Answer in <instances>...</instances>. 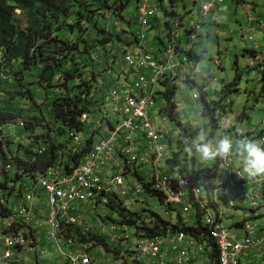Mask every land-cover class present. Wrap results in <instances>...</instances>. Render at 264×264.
Here are the masks:
<instances>
[{"label": "built area", "instance_id": "obj_1", "mask_svg": "<svg viewBox=\"0 0 264 264\" xmlns=\"http://www.w3.org/2000/svg\"><path fill=\"white\" fill-rule=\"evenodd\" d=\"M132 1L136 3L140 25L138 41L116 59L114 66L101 62L96 72L100 103L90 113L82 114L85 130L73 136V153L85 149L90 137L95 139L92 149L84 161L70 171L63 167L50 168L14 200L11 214L0 219V264H28L29 259H24L23 254L43 230L64 258V264H92L100 245L96 240L84 242L67 238L63 231L67 226L78 227L105 241L109 237V248L118 249L122 254L121 248L126 247L141 264H164L167 256L176 250L185 257L176 259L179 264L197 261V254L209 259L210 243L217 250L218 264H245L247 255L248 260L264 262V176L249 177L244 172V157L237 147L233 146L226 157L218 156L222 163L217 174L206 182L187 179L180 176L179 166L163 164L169 159V148L164 144L167 132L159 125L167 121L166 116L158 113L157 98L162 91L159 80L167 78L176 85L188 82L198 89L193 82L191 84L196 68L188 74L183 66L185 59L177 56L175 43L179 26L175 24L174 30L169 32L170 46L164 45L162 51L159 48L157 51L154 42L151 45L146 36L148 19L157 10L147 0ZM223 2L195 0L194 6L200 19L205 20L210 13L219 10ZM252 20L249 17V21ZM190 36L196 38V31ZM258 77L264 78V61L258 66ZM192 98L197 100L198 96L193 94ZM153 115L159 117V124ZM226 120L223 115L220 128L229 129ZM18 125L24 124L19 121ZM256 143L264 147V130ZM124 158L148 166L140 169L145 172L140 173V179L124 177L116 170ZM232 160L240 166L231 167ZM223 167L225 171L220 176ZM6 169L11 166L7 165ZM149 190L160 195L164 205L177 208L186 223H191L187 219L191 213L199 211L207 226L205 237L210 243L198 242L183 232L155 238L124 237L123 226L104 220L88 209L91 204L104 205L105 195L124 196L125 201H136L138 205L145 201L148 205L157 204L158 198ZM37 195L45 201L42 205L46 211L41 204H35ZM236 208L248 209V217L238 220L237 228L226 226L225 221ZM130 239L132 243H126ZM37 254L40 257L46 252L37 249Z\"/></svg>", "mask_w": 264, "mask_h": 264}, {"label": "trees", "instance_id": "obj_2", "mask_svg": "<svg viewBox=\"0 0 264 264\" xmlns=\"http://www.w3.org/2000/svg\"><path fill=\"white\" fill-rule=\"evenodd\" d=\"M168 1L171 5H174L176 1L181 0ZM130 3L135 8L136 3L132 0H0V73L4 71L7 74L6 78L10 82L8 86L16 90L17 94H12L10 100L16 102L19 100V104H16L17 107L14 104L10 107V103L0 106V173L5 174L3 181H0V219L11 214L14 200L21 195L23 190L33 185L37 178L45 175L50 168L63 167L65 170L70 171L84 161L83 158L92 149L95 139L90 137L86 141L87 147L85 149L76 153L72 152L73 136L85 130L84 124L81 122L82 114L90 113L100 103L96 74L100 62L105 61V64L114 66L116 59L121 55H125L128 48L134 45L139 38V33L136 36L131 35L125 38H122L120 34L112 35L106 27H101L97 20L111 17L123 20V13ZM17 10L27 16V26L24 29L21 28L18 16L15 13ZM162 11L167 18V21L163 23V28L168 38L169 32L173 31L175 24H177L178 29L181 27L185 32L186 41H188L190 35L195 31L197 34V31L205 22V20L200 19L194 5L185 13V16L190 18L196 14L197 22L193 26L184 25V18L178 16L174 11L168 12L165 9H162ZM155 14L147 22V33L152 29L151 23L155 20ZM208 16L214 17L212 13ZM134 17L139 24L136 18V8ZM87 28H90V32L94 33L95 38L91 40L83 38L81 30ZM154 38L161 42L159 37L154 36ZM178 40L179 38L175 43L177 53ZM153 42L155 44V41ZM124 45L128 46L124 47ZM258 61L259 64L262 62V60ZM32 65H40L38 85L43 88H53L59 94L49 104L45 101L40 105L35 103L33 108L37 109L40 115L30 118L33 123L22 121L24 125L19 127L27 130L30 135V141L25 144L22 140L13 139L12 130L8 140L5 134V131L9 130L7 127L18 126V121H21L18 119L23 116L20 114L24 111V103L21 104L23 100L27 98L33 100L30 90L20 84L21 78H18V83L12 82L15 77H11L10 72L12 70L22 76V72L30 69ZM192 82L193 80L191 84ZM159 84L162 91L158 97L159 99L157 98L160 101L159 104L157 102V106L162 107L158 110V113L166 116L167 121L176 123L175 95L177 85L167 78L160 79ZM237 84L238 79L229 85L228 89L236 87ZM8 86L0 78V102L4 96L5 87ZM22 87L25 91L21 90ZM200 99L203 106L202 113L211 117L215 129H220V119L223 115H227L225 94L222 93L218 100L210 103L206 102L202 95H200ZM47 105L49 107V119L41 114L42 107ZM177 125L180 131L185 133L187 144L191 151L195 153L196 148L193 142L196 141V137L192 135L189 138V135H186L187 131L182 129L179 124ZM36 130L47 131L48 135L54 138L55 141L47 140L45 137L35 134L32 136ZM261 134L262 132L257 137H260ZM179 140L183 141L182 136ZM164 144L169 148V159L164 160L163 164L171 165L173 161L180 164L179 156L172 152V143L168 138L164 141ZM217 163L212 168L200 170H195V166L189 167L188 162L182 163L179 166L180 176L201 182L209 181L217 174ZM7 165H10L11 169L7 170ZM142 165L124 158L120 161L116 170H120L124 177L135 176L140 179V169L148 167ZM11 171L14 173L13 177L9 176ZM149 192L154 193L151 190ZM154 195L158 198L157 204L163 203L160 195L156 193ZM105 197V207L116 211L121 218L119 222L115 220L113 222L119 223L124 228L129 226L130 237L134 234L136 238H155L183 232L196 238L198 242L210 243L205 237L207 226L199 211H196L191 223H186L182 219L179 210L171 205H165L168 214L162 216L157 212L156 205H151L150 208L144 207L148 205L146 201L142 211L140 209L134 210L132 207L125 205L126 198L124 196L105 195ZM133 204L136 203L133 202ZM97 205L99 204L95 203V206ZM172 212L176 213V218L172 217ZM174 219H177L176 222H173ZM126 230L127 228H125ZM63 231L67 238L72 237L84 242L96 240L97 245H105V249L110 251L104 238L89 233L86 234L75 226L64 227ZM36 244L37 241L33 243V246ZM117 251L120 250L117 249ZM121 257L124 259L123 256ZM209 257L211 264H218L217 250L212 243H210ZM96 259L97 256L93 260ZM121 264H141V262L135 258L131 260V263L123 260Z\"/></svg>", "mask_w": 264, "mask_h": 264}, {"label": "rangeland", "instance_id": "obj_3", "mask_svg": "<svg viewBox=\"0 0 264 264\" xmlns=\"http://www.w3.org/2000/svg\"><path fill=\"white\" fill-rule=\"evenodd\" d=\"M147 1L149 5L157 10L154 16L155 20L151 23L152 29L147 33L148 38L153 36L160 38L161 42L154 38L157 51L158 48L162 51L164 45L170 46V41L163 28V23L167 21V18L163 15L162 9H165L168 12L174 11L178 16L184 18L183 23L186 26H193L197 22L196 14H194V17L192 18L185 16V13L192 7V0L176 1L174 5H171L168 0ZM220 7V11H214V13H216L214 17L209 16L205 19V22H203L202 26L197 31L196 38H191L190 36L188 41H186L187 36L185 35V32L181 27V30L178 29L179 40L177 41V45H179V48L177 56H182L185 59L183 66L189 72L194 67L196 68V73L192 76V80L198 89L192 88L187 83H181L177 87L175 95V104L177 106L176 123L173 121H166L164 124H159V117L153 115V117L157 119V124L161 125V128L167 131L166 140L168 138L172 143V152L178 154L180 164L188 162L189 167L195 166V170L212 168L216 165L219 158L217 156L215 159L207 160L204 159L199 152L195 151V153H193L187 144V137L184 136L185 133L180 131L177 124L187 131L186 135H189V138L193 135L196 137L197 142L211 143L213 146H216L224 137L231 139L233 146L235 147H237L239 141L245 138L257 142L259 140V137H257L258 133L263 129L260 123L264 120V78L258 77L257 65L259 64V61L254 59L251 54L246 52V50H255L253 49V43L256 41L261 46L260 49L262 50L258 58L264 60V30H257L253 26V22L249 21V17H255L258 21H264V0H243L242 2L236 0H224ZM15 13L18 16L21 28H26L27 16L19 10ZM134 14L135 8L133 7V4L130 3L123 13V20L111 17L97 21L101 27H106L112 35L120 34L122 38H125L126 36L130 37L131 35L136 36L140 31V26L134 19ZM149 21L150 19H148V22ZM214 22L218 24L217 28L214 26ZM216 30H218V35L214 34V31ZM81 31L83 32L82 35L85 40L95 38L94 33L90 32V28ZM121 31L124 32L122 33ZM224 31L231 34L228 37H224ZM247 36H251L253 39L248 42V48L246 43L242 40V37ZM188 51L191 54L187 53ZM39 71L40 65H32L30 69L22 72V76L20 73H15L12 70L10 72V76L15 77V80L12 82L18 83V80L21 78L20 84L29 89L33 97V100L27 98L21 103H24V111L21 113L19 112L23 116L18 120L25 123L26 121L33 123L30 118L40 115L38 114L37 109L33 108L35 103L40 105L45 101L49 104L59 94V92L55 91L53 88H43L38 85ZM6 75L7 74L3 71L0 73V78L2 79V82L8 86L10 82H8ZM236 79H238L237 86L228 89V86L233 84ZM24 87H22V91H25ZM222 93L225 94V104L227 105L228 113L229 110L232 109V113L236 116H239L244 112L246 114L245 119L242 122L240 121L242 124L241 127L239 126L240 122L235 121V129L238 133H236L233 128L215 129L212 125L211 117L205 116L202 113L203 106L200 95L204 97L206 102L210 103L218 100ZM12 94L16 95V90H14L13 87H5L4 96L2 97L0 106H5L8 103H10V107L12 104L18 105L19 100L17 102L15 100H10ZM193 94L198 95V100L192 98ZM14 98L16 99V96ZM157 102L158 104L160 103L159 100H157ZM48 111V105L42 107L41 114L45 115L47 119H49ZM7 128L9 129V132L5 131L7 140L9 139L8 137L9 134L11 135L12 130L14 140H22L25 144L30 141L29 132L24 128L19 127V125H12ZM197 131L199 132L196 134ZM202 131L206 133V135L204 141H199V134ZM247 132H249L248 136H246ZM34 134L43 138L45 137L47 140L55 141L54 138L48 135L47 131L36 130L32 136H34ZM180 136H182V142L179 140ZM143 142L146 143V141ZM182 149L183 151L181 152ZM232 162L233 163H231L230 166H240L236 160H232ZM221 163V161L217 163L218 168ZM180 164L176 161L171 162L172 166H181ZM224 169V167L221 168L220 176L223 175L225 171ZM13 174L14 173L11 171L9 176L13 177ZM4 177L5 174L0 173V181H3ZM133 202L136 204H133ZM43 203H45V201H42V197L37 195L35 204L40 206V204L42 205ZM150 204L154 206L156 205L157 212L162 216L167 215L165 205L153 204V202H150ZM125 205L132 207L134 210H144V207H152L151 205L144 206L145 203L138 205V202L136 201H125ZM42 209L46 211L44 205H42ZM88 209L90 213L98 214L104 220L108 219L107 221L115 220L118 222L121 220L116 211L105 207L103 204L97 206L90 205L88 206ZM262 213H264V211ZM171 214L173 218H176V213L172 212ZM231 214L236 219L246 218L248 217V209L244 211L232 210ZM193 218V213L187 217L190 221H192ZM176 220L177 219H174L173 222H176ZM225 225L229 226L228 220L225 222ZM125 228H127V236H130L129 226H125ZM36 238L37 244L34 246L33 244H29V246H27L28 248L23 254L24 259H35L37 247L39 250H44L46 252V255L39 257L40 264H64V258L61 257L58 250L54 248L52 241L47 238L45 230L39 231ZM131 238L135 239L136 237L132 234ZM130 241L132 243L133 240ZM106 243L109 245V237L106 238ZM104 246L105 245L98 246L99 254L97 255L96 260L92 259V264H94V261L95 264H121L123 260L131 263V260L135 259L133 253L127 251L126 247H120L122 249V254H119L117 250V252L112 250V247L109 251L106 250ZM63 249L68 253L70 252L65 246H63ZM124 249L126 251H124ZM173 254L177 255L179 260L185 258L178 250L173 252ZM121 256H123L124 259H122ZM196 257L199 258L202 256L197 254ZM190 262L194 263L192 261ZM184 263L187 264L188 262L185 261ZM250 263L262 264L260 261H252ZM198 264L211 263L210 260L208 262V259H202L199 260Z\"/></svg>", "mask_w": 264, "mask_h": 264}, {"label": "clouds", "instance_id": "obj_4", "mask_svg": "<svg viewBox=\"0 0 264 264\" xmlns=\"http://www.w3.org/2000/svg\"><path fill=\"white\" fill-rule=\"evenodd\" d=\"M206 133L203 131L199 134V141H204ZM194 147L204 159L212 160L217 156L226 157L233 149V142L228 137H224L216 146L211 143H202L194 141ZM238 151L244 157V172L249 177L264 176V147L258 145L255 141L247 138L239 141Z\"/></svg>", "mask_w": 264, "mask_h": 264}, {"label": "crops", "instance_id": "obj_5", "mask_svg": "<svg viewBox=\"0 0 264 264\" xmlns=\"http://www.w3.org/2000/svg\"><path fill=\"white\" fill-rule=\"evenodd\" d=\"M201 1H210V0H201ZM236 1H243V0H236ZM194 2H193V0H192V5H194L193 4ZM221 10V8L219 9V10H216V11H220ZM247 14H248V10H247ZM213 15H216V13H214ZM209 17V16H208ZM253 18V20L251 21V22H253L252 24H253V26L258 30V29H262V30H264V27L262 26V24L264 23V21L263 20H260V21H258L255 17H252ZM214 24V26L217 28V26H218V24H216L215 22L213 23ZM214 34H216V35H218V30H216V31H214ZM231 33H229V32H226V31H224L223 32V36L224 37H228L229 35H230ZM245 38V39H244ZM248 38H250L249 40H248ZM149 40L151 41V45H152V43H153V41H154V36L153 37H150L149 38ZM242 40L246 43V46H247V48H248V46H249V41H252L253 39H252V37L251 36H247V37H242ZM254 46H253V49H255V50H246V52L247 53H249V54H251V56L254 58V59H256V60H260L258 57H259V54L261 53V49H260V45L256 42V41H254ZM262 61H264V60H262ZM184 70L189 74V71L184 67ZM190 72H191V70H190ZM182 83H188V82H182ZM181 84V83H180ZM179 84V85H180ZM189 84V83H188ZM179 85H177V87L179 86ZM190 85V84H189ZM177 91V90H176ZM159 99V98H158ZM160 109H161V107L162 106H158ZM228 110V109H227ZM232 109H230L229 110V113H228V111H227V115H226V117H227V120H226V124H227V126L229 125V129H231V128H233V129H235V125H236V123H235V121H238V122H242L244 119H245V117H246V114H245V112L243 113V114H241V115H239V116H236L234 113H232V111H231ZM241 122L239 123V126L241 127ZM263 122V121H262ZM260 123L261 124V126L263 127V129H261L260 130V132L258 133V134H260L261 132H263V130H264V124L263 123ZM249 135V132H247V134H246V136H248ZM146 169V168H145ZM145 171V170H144ZM112 173L114 172V170H112L111 171ZM141 173H145V172H143V170L141 171ZM91 205H93V204H91ZM161 205H163L164 206V203H161ZM235 210H240L239 208H236ZM244 211V210H243ZM238 216V215H237ZM242 219V218H241ZM238 220H240V219H236L232 214H230V217H229V219H228V222H229V227H239V226H235V225H238L239 223H237L238 222ZM226 222V221H225ZM234 225V226H233ZM227 226V225H226ZM124 236L126 237L127 236V233L126 234H124ZM131 240V239H130ZM130 240H127L126 241V243H128ZM183 246H185V243H183L182 244ZM38 248L36 247V250H37ZM39 250V249H38ZM204 255L202 256V257H197L198 258V260L197 261H194V263H187V264H198V262H199V260H202V259H204ZM161 259H164L163 257L161 258ZM176 259H178V256L177 255H174V254H170V255H168L167 256V258L165 259V263L164 264H178L177 263V261H176ZM210 260V262H211V259L209 258L208 259V261ZM254 259H252V260H248V255L246 256V259H245V263L246 264H251L250 262H252ZM255 261V260H254ZM256 262V261H255ZM40 264V262H39V256H38V254H37V252H36V258L35 259H29V262H28V264ZM94 264H95V261H94ZM96 264H98V263H96ZM182 264H186V263H182ZM253 264V263H252Z\"/></svg>", "mask_w": 264, "mask_h": 264}, {"label": "bare ground", "instance_id": "obj_6", "mask_svg": "<svg viewBox=\"0 0 264 264\" xmlns=\"http://www.w3.org/2000/svg\"><path fill=\"white\" fill-rule=\"evenodd\" d=\"M134 7V6H133ZM137 18V17H136ZM203 21V20H202ZM119 45V44H118ZM130 45V44H129ZM117 46V45H116ZM125 46H128V45H124V47ZM121 49V48H120ZM116 52V51H115ZM124 52V51H123ZM99 53V52H98ZM117 53V52H116ZM101 54V53H100ZM114 55V54H113ZM112 55V56H113ZM102 56V55H101ZM115 56H116V54H115ZM93 57H95V56H93ZM111 58V57H110ZM110 61V60H109ZM101 63V62H100ZM113 65V64H112ZM98 100V99H97ZM168 117V116H167ZM228 127H229V125H228ZM167 132V131H166ZM74 133V132H73ZM253 141V140H252ZM233 163V162H232ZM235 164V163H234ZM233 164V165H234ZM232 167V166H231ZM234 167V166H233ZM110 222V221H109ZM192 225V224H191ZM234 226V225H233ZM72 227V226H71ZM74 228V227H73ZM129 236V235H128ZM125 237V236H124ZM196 239V238H195ZM203 240V239H202ZM205 242V241H204ZM125 250V249H124ZM68 253V252H67ZM70 253V252H69ZM119 253V252H118ZM254 261V260H253ZM209 262V261H208ZM254 263V262H253ZM246 264V263H245ZM256 264V263H255ZM260 264V263H259ZM262 264H263V262H262Z\"/></svg>", "mask_w": 264, "mask_h": 264}]
</instances>
